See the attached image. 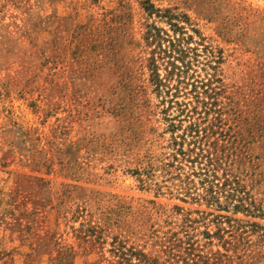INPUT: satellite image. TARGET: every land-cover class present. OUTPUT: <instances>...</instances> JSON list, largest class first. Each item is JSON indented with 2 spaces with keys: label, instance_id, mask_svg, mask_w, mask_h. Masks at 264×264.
<instances>
[{
  "label": "rangeland",
  "instance_id": "rangeland-1",
  "mask_svg": "<svg viewBox=\"0 0 264 264\" xmlns=\"http://www.w3.org/2000/svg\"><path fill=\"white\" fill-rule=\"evenodd\" d=\"M0 264H264V0H0Z\"/></svg>",
  "mask_w": 264,
  "mask_h": 264
},
{
  "label": "trees",
  "instance_id": "trees-1",
  "mask_svg": "<svg viewBox=\"0 0 264 264\" xmlns=\"http://www.w3.org/2000/svg\"><path fill=\"white\" fill-rule=\"evenodd\" d=\"M154 10L153 6H150V11ZM151 13V12H150ZM153 13V12H152ZM169 13V11L167 12ZM171 19V18H170ZM157 29H154L150 27V30L148 32V36L153 39L152 42H155L158 40L160 37L159 32L156 33ZM170 45L168 46V49H164V58L167 60L165 61V69H166V77L162 78L161 75L159 74V69L158 66L155 63V60L153 58L152 63L150 65L151 68V83L155 87V91L161 92L163 89H169L175 87V96L178 95L179 93V86L184 84V86H188V82L186 80L190 79L189 77V71L191 69V62L187 61L188 54L186 51H182V48H178L176 45V42H174L172 39H169L168 41ZM179 42V41H178ZM159 48H162V44L159 41L157 44ZM174 82H177L178 85H173ZM193 87L195 91L197 90V86H195L194 83ZM173 86V87H172ZM183 113L185 112L184 110L182 111ZM174 130V129H173ZM187 133L186 135H182V145L187 141V135L191 137L190 143L195 145L196 147V140L197 137L199 136V132L197 129V126L194 125V123L190 124L189 127L186 129ZM195 147L194 148H189L188 153L183 152V149L181 150L182 154L188 155V158H191L192 163H195L199 159V154L196 153L195 157L192 159L190 152H195ZM208 158L209 163L211 164V159Z\"/></svg>",
  "mask_w": 264,
  "mask_h": 264
}]
</instances>
